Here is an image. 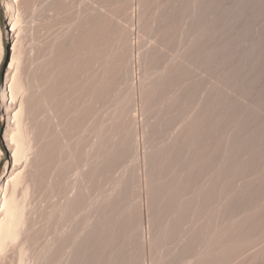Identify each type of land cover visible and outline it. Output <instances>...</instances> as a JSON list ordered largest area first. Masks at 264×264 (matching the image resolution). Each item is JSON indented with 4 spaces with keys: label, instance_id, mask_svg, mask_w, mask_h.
Listing matches in <instances>:
<instances>
[{
    "label": "bare ground",
    "instance_id": "6f19581e",
    "mask_svg": "<svg viewBox=\"0 0 264 264\" xmlns=\"http://www.w3.org/2000/svg\"><path fill=\"white\" fill-rule=\"evenodd\" d=\"M220 1L1 0L0 264H264V33Z\"/></svg>",
    "mask_w": 264,
    "mask_h": 264
},
{
    "label": "rangeland",
    "instance_id": "374dc122",
    "mask_svg": "<svg viewBox=\"0 0 264 264\" xmlns=\"http://www.w3.org/2000/svg\"><path fill=\"white\" fill-rule=\"evenodd\" d=\"M230 1V3L231 2H233V4H234V1L236 2V0H229ZM247 2L248 3H246L247 5H245V7H244V9L246 8L247 9V11L245 12L244 11V9H242L243 10V12H245L246 13V15L247 16H249V14H250V16L251 17H248V19L250 18V23H248L247 24V22L245 21H243V22H239L238 21V23L237 24H239V25H237L238 27H236V29H238L239 31H242L243 33L245 32V36H243L242 37V34L239 36V34L240 33H242V32H237V33H239V34H236V36H238V38L236 37V41H237V39H239L238 40V43L237 44H240V45H242V44H245L246 43V45H249V44H251L254 40H256L257 39V36H259V35H262L263 33H264V0H247ZM229 2L228 1H226V0H221L220 1V3H219V6H225L226 4H228ZM235 6L237 5V4H234ZM249 5V7H246V6H248ZM251 6H253L252 8H251ZM254 6H256V7H254ZM242 8H243V6H242ZM249 8V9H248ZM241 10V11H242ZM248 10H249V13H248ZM253 10V11H252ZM252 11V12H251ZM242 12V13H243ZM241 13V14H242ZM251 13H252V15H251ZM245 14L243 13V18H246L245 16H244ZM243 18H241L240 20H242ZM243 20H246V19H243ZM243 23V27L245 28V29H247V31L245 30H241V28H242V26H240L241 24ZM244 24H247V27L246 26H244ZM239 26L241 27V28H239ZM253 30H252V29ZM260 28H262V32L260 31L261 29ZM243 29V28H242ZM10 30H11V26L9 25V23H8V19H7V16H6V10H5V6L3 5V3L1 2V0H0V89L3 87V84H4V79H5V72H6V70H7V68L9 67V63H10V61H11V57H12V47H13V43H12V38H11V32H10ZM249 31H251L252 33H250L251 35H249V33H246V32H249ZM9 33V34H8ZM255 33H257V34H255ZM248 34V35H247ZM247 35V36H246ZM245 37V38H244ZM244 38V42L241 40V39H243ZM243 42L242 44L241 43H239V42H241V41ZM249 43V44H248ZM236 43H234V46L236 47V45H237ZM145 45L147 46V44L145 43ZM241 49V50H240ZM236 50H237V52H239V53H241L242 52V50H243V46L241 47H236ZM231 53V52H230ZM239 53H237V54H239ZM227 65V64H226ZM229 66H230V64H229ZM228 67V66H227ZM227 67H223V69H225L226 70V68ZM223 69H222V71H223ZM221 70V69H220ZM224 70V71H225ZM213 77H215V75L213 76ZM212 77V78H213ZM218 78H219V76L217 77V75H216V77L215 78H213L214 80V82L216 81H218ZM211 80V79H210ZM212 82V81H211ZM214 82L213 83H211V84H214ZM263 82H264V80H263ZM260 83H262V81H258L257 82V84H259L260 85ZM210 84V83H209ZM256 84V85H257ZM263 84V83H262ZM255 85V86H256ZM259 85H257V86H259ZM209 86V85H208ZM207 86V87H208ZM254 86V88H252L249 92H252L251 94L250 93H248L250 96L252 95V97H250V98H252V101H251V99L250 98H248V96H247V98H248V101H251L252 103L251 104H258V102H259V104H261L263 107H264V84H263V87H262V85L260 86V87H258V88H260L259 90H257L256 88H257V86L255 87ZM206 87V88H207ZM205 87H203V89H204ZM263 88V90H261ZM202 89V90H203ZM204 90H206V89H204ZM253 90V91H252ZM257 90V91H256ZM258 91H262L261 93L262 94H260V92H259V94H258ZM254 92V93H253ZM201 94H203V92L201 93ZM254 94H256V96H254ZM259 95V96H258ZM257 96L259 97V98H261L260 100H259V98H258V100H256L257 99ZM263 97V98H262ZM254 99V100H253ZM263 100V102H261ZM257 101V102H256ZM250 104V103H249ZM135 111H137V114H136V112ZM141 113V114H140ZM133 114H135L136 116H138L139 117V119L140 120H142V122H144L145 121V119H143V117L141 116V115H143V116H146L143 112H141L140 110H137V109H133ZM142 117V119H141V117ZM145 118V117H144ZM0 148H1V154H0V157H1V161H0V173H1V171H2V168H3V166L5 165V163L7 162V163H12V161H13V159L11 158V156H12V153H11V151H9L7 148H5V145H4V141H3V128H4V121H3V118H2V109L0 108ZM175 128H173L172 130H173V132L171 133V134H173V133H176V131L179 129V127H180V124L179 125H176V126H174ZM176 128H178V129H176ZM175 131V132H174ZM164 136V135H163ZM165 136H167V134L165 135ZM169 136H170V134H169ZM162 141V140H161ZM163 142V141H162ZM165 142V141H164ZM164 142L163 143H160V144H164ZM159 143V142H158ZM157 143V144H158ZM166 143V142H165ZM147 144L148 143H146V145L145 146H147ZM150 144V143H149ZM156 143H154V145H157ZM160 144H158V145H160ZM151 145V147L148 145V147L151 149V150H153V149H156V148H158L159 146H157V147H152L153 146V144H150ZM143 149H147V148H143ZM142 149V146L139 148V155L141 156V155H143L145 152H147L146 150H143ZM142 150H143V152H142ZM149 151V150H148ZM142 152V153H141ZM139 155H134V157H129L128 159H137V157H140ZM135 156H136V158H135ZM133 160V162L130 164V163H126V162H128L127 160H126V162L125 161H123V162H125L126 164H129V166H127V165H125V166H127V168H129V169H132V167L130 168V166L131 165H133L134 166V164H135V166H136V163H134L135 161ZM134 163V164H133ZM119 164V163H118ZM117 164V165H118ZM120 164H121V162H120ZM118 165V166H122V165ZM124 165H123V167H125ZM116 171H118V169H115V172ZM119 171H121V169L119 170ZM131 171V170H130ZM123 172V171H122ZM118 173V172H117ZM116 173V175H118ZM123 174V173H122ZM121 175V174H120ZM119 176V175H118ZM233 181V180H232ZM231 181V182H232ZM146 262H147V264H150L151 262H149V261H145V263L144 264H146ZM143 264V263H142ZM152 264V263H151Z\"/></svg>",
    "mask_w": 264,
    "mask_h": 264
}]
</instances>
